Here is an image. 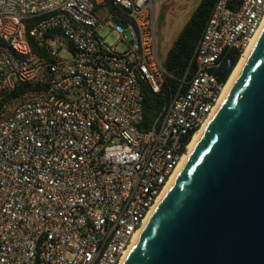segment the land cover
Returning <instances> with one entry per match:
<instances>
[{
    "label": "built area",
    "instance_id": "2783aa9c",
    "mask_svg": "<svg viewBox=\"0 0 264 264\" xmlns=\"http://www.w3.org/2000/svg\"><path fill=\"white\" fill-rule=\"evenodd\" d=\"M196 1L0 0V264H121L264 23V0H217L191 78L142 129L160 15Z\"/></svg>",
    "mask_w": 264,
    "mask_h": 264
},
{
    "label": "water",
    "instance_id": "95a60500",
    "mask_svg": "<svg viewBox=\"0 0 264 264\" xmlns=\"http://www.w3.org/2000/svg\"><path fill=\"white\" fill-rule=\"evenodd\" d=\"M121 264H264V30Z\"/></svg>",
    "mask_w": 264,
    "mask_h": 264
},
{
    "label": "trees",
    "instance_id": "16d2710c",
    "mask_svg": "<svg viewBox=\"0 0 264 264\" xmlns=\"http://www.w3.org/2000/svg\"><path fill=\"white\" fill-rule=\"evenodd\" d=\"M216 1L200 0L182 30L174 39L164 60L167 73L162 90L159 93H154L150 87H144V121L141 127L142 129L150 126L160 116L172 95L180 89L183 79L186 77L187 82L191 78L193 71V63H191L192 57L213 12ZM238 58L235 57L233 68L237 64ZM233 68L228 70L222 66L217 71L219 78L227 81ZM185 87L186 84L184 83L181 90ZM24 88L19 87L16 93L22 91ZM191 136L192 133L189 137L185 138V142H188Z\"/></svg>",
    "mask_w": 264,
    "mask_h": 264
},
{
    "label": "rangeland",
    "instance_id": "374dc122",
    "mask_svg": "<svg viewBox=\"0 0 264 264\" xmlns=\"http://www.w3.org/2000/svg\"><path fill=\"white\" fill-rule=\"evenodd\" d=\"M200 0H197L194 4L193 7L188 11V13L185 15V17L182 19L181 24H178L176 26H171L168 28L167 23L164 21V13L160 15L159 18V31H158V54L161 59V61L164 62L166 59L167 53L176 38V36L179 34V32L182 30L184 24L187 22L189 19L191 13L195 9V7L198 5ZM103 36L107 37V39L111 43H115L119 35L117 33L112 32L109 28H105L102 30ZM122 49L123 46H120Z\"/></svg>",
    "mask_w": 264,
    "mask_h": 264
},
{
    "label": "bare ground",
    "instance_id": "6f19581e",
    "mask_svg": "<svg viewBox=\"0 0 264 264\" xmlns=\"http://www.w3.org/2000/svg\"><path fill=\"white\" fill-rule=\"evenodd\" d=\"M264 30V23H263V26L261 27V29L259 30L258 34L256 35V37L253 39L252 41V44L251 46L248 48V50L244 53L242 59L239 61V63L237 64V66L235 67V69L233 70L228 82L226 83L224 89H223V92H222V95H221V98L217 104V106L215 107L214 111L212 112L211 116L209 117V119L204 123V125L199 129V131L194 135L189 147H188V151L187 153L185 154L182 162L180 163V165L178 166L176 172L174 173L172 179L170 180L169 184L167 185L165 191L163 192V194L159 197V200H158V203L155 205V207L152 209V211L149 213L148 217L149 218L150 216L153 215L154 211L156 210V208L158 207V205L160 204L162 198L164 197L166 191L168 190V188L170 187L171 183L174 181V179L176 178V176L179 174V172L181 171V169L183 168V166L185 165V163L187 162V160L189 159V156L192 152V149L196 143V141L198 140V138L201 136V134L203 133V131L207 128V126L209 125L211 119L213 118L214 114L216 113L217 109H218V106H220V104L222 103V101L224 100L226 94L228 93L233 81H234V78H235V75L236 73L238 72L239 68L241 67V65L243 64V62L245 61V59L247 58V56L249 55V53L252 51V49L254 48L257 40L259 39L261 33L263 32ZM146 218V220H147ZM145 220V222H146ZM127 254V253H126ZM125 257V256H124ZM124 259V258H123ZM123 261V260H122ZM122 263V262H121Z\"/></svg>",
    "mask_w": 264,
    "mask_h": 264
}]
</instances>
